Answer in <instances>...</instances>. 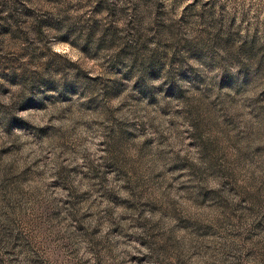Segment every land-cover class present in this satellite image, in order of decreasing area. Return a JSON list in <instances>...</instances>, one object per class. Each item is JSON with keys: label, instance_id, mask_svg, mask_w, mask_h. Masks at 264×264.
Segmentation results:
<instances>
[{"label": "rangeland", "instance_id": "1", "mask_svg": "<svg viewBox=\"0 0 264 264\" xmlns=\"http://www.w3.org/2000/svg\"><path fill=\"white\" fill-rule=\"evenodd\" d=\"M0 264H264V0H0Z\"/></svg>", "mask_w": 264, "mask_h": 264}]
</instances>
